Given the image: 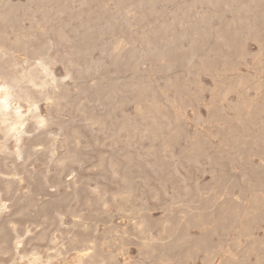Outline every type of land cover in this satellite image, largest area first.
Listing matches in <instances>:
<instances>
[{
  "label": "rangeland",
  "instance_id": "obj_1",
  "mask_svg": "<svg viewBox=\"0 0 264 264\" xmlns=\"http://www.w3.org/2000/svg\"><path fill=\"white\" fill-rule=\"evenodd\" d=\"M6 1L8 5L12 4L11 6L14 8L11 14L12 23L9 22V26H7L8 24L5 26L0 23V27L8 30L9 36L11 35L8 41L10 42L11 39V41H14V34L12 32L19 29L18 27L20 26L21 29L24 27L22 29L23 32L26 31L23 37L25 42L27 41L25 38H28L30 35L26 43L29 44L33 39L36 41V44L34 41L31 42L32 48L35 45H41L42 43L44 45L46 43L42 51L45 54L48 51L46 55L51 60L49 65L50 70L53 69L52 73L57 78L62 77L61 79H64L63 83L67 92L64 93L67 94L69 101H74L73 103L69 101L68 103H55L53 100L50 101L48 99V102L47 98H44L45 95L41 89L31 88L32 91L34 90V93L37 92V95H35L38 99V112L41 115L43 114L42 116H45L44 118L47 120L43 127L31 131L32 134L31 132H29L30 134H26L24 147L28 148L33 143L31 141L32 135H38V141L34 142H41L43 140L44 143H47L45 145L50 147V150L44 149L43 145L39 144V146H36L38 152L23 162L21 159L13 157L12 152L15 150V146L10 139L7 142L8 149L6 154L1 155L0 153V174L8 173L7 177L10 178L14 177L13 171L15 168L18 172V176H15L13 181L15 194L12 190L9 194L2 193L0 195V198L5 201L7 206L5 215L0 219V222L2 221L6 225L9 246H13L12 242L15 240V231L13 229L16 228L24 242V250L30 251L35 248L38 253L40 252V255H44L43 257H45L49 251L45 248V243L37 239L34 240L39 234L37 233L38 231L46 233L49 238L56 235L58 238L55 237L58 242L55 246L61 248L60 245L62 247L69 245L71 235L74 232H78L79 228L74 224L77 222L76 219L79 220L81 218L80 221L86 222V220H89L86 218L90 217V215L91 217H95L97 209L98 211H101V209L103 211L106 208V212L111 215V222L118 224L122 228L128 224L129 209L136 206L142 209L144 218L143 230L141 232L138 226L129 225V238L126 237L124 244L126 248L123 245V247L116 249L117 252L119 251L118 253L122 252L125 256L122 253L121 255L118 254L113 249L118 254V259H121V263L125 261L126 264H143L145 261L144 264H155L152 254L147 253L141 246V239L144 237L147 241L155 242L160 237L164 228L170 230L175 226H180L176 232L173 231L175 234L169 233L168 237L171 236L168 238L170 250H173L178 244L181 245L184 242V238L182 237L188 232L190 236L196 239L206 238L205 240H208L210 244L213 242L215 245L211 244L210 252L199 251L196 252V255L194 253L190 257L184 255L185 252H181L178 257H171L166 264H172V262L173 264H182L184 260L185 263L183 264H221L224 256L229 257V260H231L229 264H262V261L264 264V216L262 218V215H264V0H260V2H258L259 0H216L215 2L214 0H211V2L210 0H177V4L174 0H79V2L78 0H0V7L2 5L6 6L1 7L4 10L8 7ZM81 4L82 7L84 6L83 8ZM142 4L146 5L143 6ZM151 4H155L152 5L155 7L149 9ZM128 5L131 8L133 7V9ZM147 5L149 6L147 7ZM49 6L53 7L49 8ZM15 8H17V11ZM122 10L127 12H121ZM151 10H154L156 14L158 13L157 11L160 13L156 15ZM100 11L104 12L99 14L98 12ZM150 12L151 15L153 14L152 16H150ZM45 13H47L49 18H47ZM60 13H62V17H60ZM112 13L116 16L114 14L111 16L110 14ZM173 13H176L175 16ZM13 14L14 17H12ZM35 15H37V18ZM50 15L51 21H49ZM86 16L87 18H85ZM109 16L111 17L109 18ZM68 17L70 21L67 19ZM145 18L147 19L146 21ZM85 19H89L88 22ZM208 20L209 24H207ZM18 21L22 23H18ZM58 21H62L63 24L68 25L70 27L68 29L74 34V38L80 40L81 44L91 45L90 47L93 48H87L90 52L85 49L81 55H78L71 43L68 42L69 44H67L66 42L65 44V42H61V44L56 35L55 24H58ZM66 21L69 22L66 23ZM165 21L166 24H164ZM79 22L81 24L83 22V26H80ZM145 22L146 24H144ZM15 23L20 25L16 24V29H13L12 26ZM69 23H72V26ZM85 23L86 27H84ZM108 24L112 28L107 27ZM129 24H132V27ZM90 26L92 28L89 32L88 27L90 29ZM171 26H174L173 31H171ZM71 28L74 29L72 30ZM76 28L80 30L78 33L76 32ZM165 28L168 29L165 30ZM182 29L185 31L182 32ZM27 31L29 35L25 36ZM165 31H169V33ZM142 32H145L147 35L145 33L143 35ZM122 34L127 37H124ZM129 34H131L130 38H128ZM149 34L151 37H148ZM46 39L49 43L45 42ZM120 39L122 40L120 54H122L117 58L114 56V47ZM126 39L128 42H126ZM93 41L98 44L96 45ZM7 43L6 45H9L10 48L12 45L11 52L14 51V53H10V59L12 58L18 64V68L22 65L27 66L26 62L24 64V61L27 60L26 58L32 61L31 57L33 54L29 46L31 44H27L26 47L22 48L21 45V47L17 46V44L15 46L14 42H12L13 44ZM93 43L96 45V48ZM147 43L150 45L148 46ZM21 50L26 53L24 52V54ZM123 50H126V52ZM86 51L92 54L86 55ZM161 55L163 56L161 57ZM70 57H72V60ZM125 59L128 61H125ZM101 60H103V65L99 63ZM85 61L87 62L86 65ZM115 62H117V65ZM163 64L164 67L162 68ZM0 65H2L1 61ZM80 65L82 68H80ZM84 69H88L89 72L88 70L84 71ZM6 71H11V69L8 68ZM144 74L149 75L147 76L148 78H146V75L144 77ZM110 75L118 76L120 79L117 77L114 81H109L107 76ZM101 79H104V82ZM117 79L119 82L116 81ZM95 81H97V84ZM110 82L113 83L110 84ZM23 85L29 87L28 84ZM49 88H45L44 92L47 90L52 91V88ZM70 92L71 94H69ZM84 93L90 94V98H84ZM39 95L41 99L38 97ZM69 95H71L70 98ZM79 96L80 98H78ZM242 98L243 100H241ZM18 102L22 104V110L26 111L28 108L26 101L20 98ZM49 106L50 108H48ZM72 106L75 107L73 108ZM78 107L85 108L87 114L97 116L101 121L96 123L89 121V116L78 111ZM127 119L129 120L127 121ZM133 121L134 123H132ZM29 122L30 124L32 123L31 121ZM119 124L120 126H118ZM74 129L78 133L76 139H68L67 137L75 131ZM201 149L202 151H200ZM68 155H74V158L66 159ZM196 155L199 156L197 157ZM63 159L67 162L64 160L65 163ZM69 164L72 167H69ZM99 168L102 170H99ZM249 169L251 170L249 171ZM133 173H136V175ZM131 174L135 178L130 177ZM128 178L129 180H127ZM73 180H77V183L73 182ZM122 180L124 181V185L122 184ZM216 184L219 189L215 187ZM229 184H231V187ZM120 185H122L121 191L118 192ZM102 187L103 189H101ZM127 187H129L128 189H130L132 195L128 202L124 203V211H120L118 210V205L116 206V203L118 204L116 201H120V198L111 197L117 193L123 196V194H126L125 190H127ZM85 190L89 193L87 194ZM114 190L117 193H113ZM72 191L75 193L73 194ZM54 193H56V198L58 199L57 203H50V207L48 206L43 212L41 208L42 201L50 200V196H54ZM206 196H211V198L206 199ZM92 197L95 199H92ZM253 197L254 199L257 197V200L259 199L260 201H254ZM208 199L209 201H207ZM69 200H72L70 201L71 203ZM132 200L134 201L132 202ZM235 201H238V205ZM59 203L60 207H58ZM67 203L69 204L67 205ZM226 203L227 205L225 206ZM257 204H259V207ZM217 205L220 206L218 207ZM234 205H236L235 208ZM92 206L96 210H93ZM216 206L217 208H214ZM245 206L246 208H244ZM23 207L26 210L24 216L19 214V210ZM55 207H57V210H55ZM62 208H64L65 212ZM83 208L84 213L82 212ZM197 208L199 209L196 210ZM213 208L220 215H218L220 218L218 217L219 219L216 220L220 223L210 221L209 217H206L207 221H201L200 214L212 211ZM38 209L41 210L38 211ZM225 209L231 211L229 212ZM40 211L44 214L40 213ZM257 211L260 212L257 213L258 215H262L258 216L256 214ZM71 212L80 217H73ZM166 212L169 215H166ZM172 213L177 216L172 215ZM230 214H232V217ZM51 216L53 217L49 220L48 218ZM187 216L191 220L187 219ZM251 216L256 218L253 219ZM72 217L76 219L73 220ZM53 218H55L54 221ZM196 218L197 221L200 220L198 223L196 222ZM182 221L185 222L183 223ZM188 222H190L189 226L191 225L189 228ZM205 222L207 223L205 224ZM222 223L229 225L223 226ZM233 223L234 226L232 227ZM247 223H249V233L251 234L239 233L241 230L240 226L243 228L244 224ZM48 224L51 227H48L50 226ZM218 225L223 226V229L219 228ZM182 226L185 227L183 228ZM214 226L218 228L214 229ZM96 227L97 231H99L97 234H99L103 231V222H96ZM19 228L22 230H19ZM65 228H67V231L64 230ZM180 228L183 230H180ZM215 230L219 231L215 232ZM25 231H27V234ZM181 231L182 233H180ZM177 235L179 239H182L179 240ZM254 240L256 241L254 242ZM60 241L61 244L59 243ZM38 248L40 251H38ZM105 249L108 248L105 247ZM261 249L262 254H259ZM214 252L217 253L214 254ZM71 253L72 251H70ZM182 253L185 257H183ZM204 255L210 256L209 262L203 260ZM257 255H259V258L261 256L263 258L261 257L262 259L257 260ZM12 263V257L9 254L0 264Z\"/></svg>",
  "mask_w": 264,
  "mask_h": 264
},
{
  "label": "bare ground",
  "instance_id": "obj_2",
  "mask_svg": "<svg viewBox=\"0 0 264 264\" xmlns=\"http://www.w3.org/2000/svg\"><path fill=\"white\" fill-rule=\"evenodd\" d=\"M11 1V0H10ZM53 1V0H52ZM55 1V0H54ZM86 1V0H85ZM174 1H176V4H177V0H174ZM208 1V0H207ZM216 0H214V2H215ZM219 1V0H218ZM217 1V2H218ZM258 1V0H257ZM7 2V1H6ZM29 2V1H28ZM32 2V1H31ZM65 2V1H64ZM71 2V1H70ZM69 2V3H70ZM73 2H75V1H73ZM78 2H79V0H78ZM82 2V1H81ZM89 2V1H88ZM120 2V1H119ZM144 2V1H143ZM143 2H141V3H143ZM148 2V1H147ZM162 2H164V1H162ZM173 2V1H172ZM210 2H211V0H210ZM258 2H260V0L258 1ZM11 3V2H10ZM66 3H68V2H66ZM155 3V2H154ZM174 3V2H173ZM219 3V2H218ZM39 4H41V3H39ZM49 4V3H48ZM50 4H51V2H50ZM83 4V3H82ZM82 4H81V7H82ZM85 4V3H84ZM87 4V3H86ZM85 4V5H86ZM115 4V3H114ZM131 4V3H130ZM129 4V5H130ZM139 4H140V2H139ZM149 4V3H148ZM216 4V3H215ZM7 5H8V2H7ZM12 4H10V5H8V7H7V9L6 10H4L3 8H1V11H0V23L1 24H3V25H7V26H9V22H11L12 23V21H11V14H12V10H14V8L11 6ZM35 5V4H34ZM42 5V4H41ZM47 5V4H46ZM54 5V4H53ZM57 5V4H56ZM80 5V4H79ZM88 5V4H87ZM118 5V4H117ZM120 5V4H119ZM128 5V6H129ZM141 5V4H140ZM143 5V4H142ZM146 5V4H145ZM145 5H143V6H145ZM152 5H155V4H151V8L149 7V9H152V7L154 8L155 6H152ZM58 6V5H57ZM67 6V5H66ZM70 6V5H69ZM122 6V5H121ZM130 6H132V5H130ZM129 6V7H130ZM149 5H147V7H148ZM173 6V5H172ZM176 6V5H175ZM3 7H6L5 5L3 6ZM51 7H53V6H51ZM50 6H49V8H51ZM62 7H64V6H62ZM61 7V8H62ZM80 7V6H79ZM84 7V6H83ZM82 7V8H83ZM87 7V6H86ZM115 7V6H114ZM135 7H137V6H135ZM37 8V7H36ZM35 8V9H36ZM54 8H55V5H54ZM118 8V7H117ZM123 8V7H122ZM131 8V7H130ZM140 8V7H139ZM138 8V9H139ZM143 8V7H142ZM145 8V7H144ZM2 9H3V11H2ZM17 8H15V10H16ZM57 9V8H56ZM76 9H78V8H76ZM80 9V8H79ZM87 9V8H86ZM129 9V8H128ZM131 9H133V7L131 8ZM25 10V9H24ZM37 10V9H36ZM52 10V9H51ZM124 10H126V9H124ZM124 10H122L121 12H123ZM161 10V9H160ZM17 11V10H16ZM49 11V10H48ZM81 11H83V10H81ZM87 11V10H86ZM86 11H84V12H86ZM89 11V10H88ZM105 11V10H104ZM104 11H102V12H104ZM111 11H113V10H111ZM142 11H143V9H142ZM150 11V10H149ZM148 11V12H149ZM209 11V10H208ZM52 12V11H51ZM54 12V11H53ZM75 12V11H74ZM101 11L100 12H98L99 14H101L102 13ZM125 13L127 12V11H124ZM129 12V11H128ZM141 12V11H140ZM151 12H154L155 14H156V12L154 11V10H151ZM151 12H150V16H152L151 15ZM158 13H160L159 11H157ZM14 13V12H13ZM50 13V12H49ZM48 13V14H49ZM80 13V12H79ZM144 13V12H143ZM157 13V14H158ZM16 14H17V12H16ZM41 14V13H40ZM59 14V13H58ZM84 14V13H83ZM89 14V13H88ZM88 14H86V15H88ZM98 14V15H99ZM104 14V13H103ZM113 14L114 13H112V14H110L111 16H113ZM124 14V13H123ZM156 14V15H157ZM175 14L176 13H173V15L175 16ZM45 15L47 16V13H45ZM62 15V13H60V17H62L61 16ZM115 15V14H114ZM133 15V14H132ZM144 15V14H143ZM15 16H17V15H15ZM65 16V15H64ZM69 16V15H68ZM93 16V15H92ZM96 16V15H95ZM108 16V15H107ZM111 16H109V18L111 17ZM116 16V15H115ZM114 16V17H115ZM159 16V15H158ZM12 17H14V14H13V16ZM35 17L37 18V15H35ZM56 17H57V15H56ZM88 17H89V15H88ZM101 17H103V16H101ZM137 17H138V15H137ZM136 17V18H137ZM145 17V16H144ZM171 17H173V16H171ZM47 18H49L48 16H47ZM55 18V17H54ZM77 18V17H76ZM81 18V17H80ZM84 18V17H83ZM82 18V19H83ZM85 18H87V16L85 17ZM96 18V17H95ZM99 18V17H98ZM152 18V17H151ZM165 18V17H164ZM167 18V17H166ZM207 18V17H206ZM62 19V18H61ZM68 20L70 19L69 17L67 18ZM72 19V18H71ZM75 19V18H74ZM107 19V18H106ZM112 19V18H111ZM123 19H124V17H123ZM139 19V18H138ZM138 19H136V20H138ZM149 19V18H148ZM171 19V18H170ZM13 20H15V19H13ZM16 20H19V19H16ZM46 20V19H45ZM65 20V19H64ZM79 20V19H78ZM84 20V19H83ZM86 20V22H88V20L87 19H85ZM99 20V19H98ZM108 20V19H107ZM114 20V19H113ZM112 20V21H113ZM115 20H116V18H115ZM115 20H114V23H115ZM117 20H119V19H117ZM125 21H126V19H124ZM147 19L145 18V21H146ZM164 20H166V19H164ZM174 20H175V18H174ZM179 20V19H178ZM178 20H176V21H178ZM34 21H36V20H34ZM49 21H51V15H50V20ZM70 21V20H69ZM69 21H66V23H68ZM91 21V20H90ZM133 21H134V19H133ZM133 21H132V23H133ZM162 21V20H161ZM160 21V22H161ZM206 22H207V20H205ZM19 22H21V21H18V23ZM32 23H34L33 21H31ZM30 22V23H31ZM74 22H76V21H74ZM84 22V21H83ZM83 22H82V24L79 22V24H81L80 26H83ZM96 22H97V20H96ZM100 22V21H99ZM122 22V21H121ZM120 22V23H121ZM156 22H157V20H156ZM172 22H173V20H172ZM205 22V23H206ZM18 23H15V24H13L14 26H12L13 27V29L15 28V25L16 24H18ZM22 23V22H21ZM56 23V22H55ZM90 23V22H89ZM88 23V24H89ZM127 23V22H126ZM129 23H131L130 21H129ZM141 23V22H140ZM142 23H143V20H142ZM141 23V24H142ZM163 23V22H162ZM1 24H0V26H1ZM46 24V23H45ZM72 24V23H71ZM70 23H69V25H71ZM76 24V23H75ZM88 24H87V26H88ZM116 24V23H115ZM144 24H146V22L144 23ZM147 24H149L148 22H147ZM155 24V23H154ZM153 24V25H154ZM161 24V23H160ZM164 24H166V21L164 22ZM204 24V23H203ZM207 24H209V20H208V23ZM18 25H20V24H18ZM22 25V24H21ZM56 25V35H57V37H58V41L61 43V42H65V44H66V42H67V44H69V43H71L72 45H73V48H74V50L78 53V55H81L82 54V52L85 50V49H87L88 47L89 48H93V47H90L89 45H87V44H81L79 41L80 40H78L77 38L75 39L74 38V34L73 33H71V31L69 30L70 29V27L68 26V25H66L65 23L63 24L62 23V21L61 22H59L58 21V24L56 23L55 24ZM132 25V24H131ZM130 24H129V26H131ZM152 25V26H153ZM156 25L157 26H159V24L158 23H156ZM161 25H163V24H161ZM160 25V26H161ZM32 26H33V24H32ZM72 26V25H71ZM79 26V27H80ZM167 26H168V24H167ZM166 26V27H167ZM175 26V25H174ZM173 26V27H174ZM16 27H18V26H16ZM68 27H69V29H68ZM74 27V26H73ZM76 27V26H75ZM84 27H86V23H85V26ZM106 27V26H105ZM107 27H110V28H112L111 26H109V24H108V26ZM132 27V26H131ZM130 27V28H131ZM148 27V26H147ZM150 27V26H149ZM173 27L171 26V28H172V30L171 31H173ZM19 29H17V30H14L13 32H12V34H14V41H11L10 40V42L8 41V39L10 38V36H9V31L8 30H6V29H4L3 27L1 28L0 27V61L2 62V65H0V78H1V82H0V153H1V155H4V154H6V152H7V149H8V144H7V142L11 139L12 141H13V145L15 146V150H13V152H12V154H13V157H15V159H21L23 162L25 161V160H27V159H29L32 155H34V154H36L37 152H38V150L36 149V146L38 145L39 146V144H41V145H43V147H44V149H46V150H50V147H47L46 145H47V143H44L43 142V140H41V142H34V141H38V139H39V136L38 135H35V136H33L32 135V138H31V141H33V143L32 144H30L29 145V147L27 148V147H24V142H25V140H26V134L27 133H29V132H31V131H33V130H36V129H38V128H40V127H43L45 124H46V120L47 119H45L39 112H38V99H37V97H36V93H34L33 91H32V89L31 88H39V89H41V91L44 93V98L46 97L47 98V100L48 99H50V101H54L55 103H61V102H65V103H68V96H67V94H65L64 92H66L65 90H66V87H65V84L63 83V81H64V79H61V78H57L53 73H52V70H50V67H49V65H50V58L46 55V54H48V51L46 52V54L42 51L43 50V47H44V45L46 44H44L43 45V43L40 45H35V46H33V48L31 47L32 46V44H31V42H33L34 41V39H33V41H29L30 43L29 44H31V45H29L28 43H26V42H28V38H29V32L27 31V33L25 34V36H27V34L29 35L28 36V38H25V39H27V41L25 42V40L23 39V37H24V33L26 32V31H24L23 32V28L21 29V27L19 26L18 27ZM41 28V27H40ZM91 26H90V29H89V27H88V31L89 30H91ZM140 28V27H139ZM185 28V27H184ZM209 28V27H208ZM207 28V29H208ZM16 29V28H15ZM72 29V28H71ZM74 29V28H73ZM72 29V30H73ZM128 29V28H127ZM150 29H151V27H150ZM168 29V28H167ZM166 28H165V30H167ZM176 29V28H175ZM174 29V30H175ZM77 30V31H76ZM76 32L78 33V31H80V30H78V28H76ZM86 30H87V28H86ZM94 30H95V28H94ZM94 30H93V33H94ZM96 30H97V28H96ZM152 30V29H151ZM183 30V29H182ZM32 31V30H31ZM34 31V30H33ZM98 31V30H97ZM100 31V30H99ZM185 30H183L182 32H184ZM223 31V30H222ZM35 32L37 33V31L35 30ZM90 32V31H89ZM149 32V31H148ZM166 32V31H165ZM214 32V31H213ZM31 33V32H30ZM33 33V32H32ZM35 33V34H36ZM76 33V34H77ZM93 33H92V36H93ZM104 33V32H103ZM115 33V32H114ZM130 33V32H129ZM143 33V35H144V33L145 32H142ZM166 33H169V31L168 32H166ZM173 33V32H172ZM175 33H177V32H175ZM85 34V33H84ZM146 34V33H145ZM34 35V34H33ZM86 35V34H85ZM98 35V34H97ZM96 35V36H97ZM123 35V34H122ZM130 36L128 37V38H130L131 37V34H129ZM142 35V34H141ZM147 35V34H146ZM171 35V34H170ZM213 35V34H212ZM79 36H80V34H79ZM124 36V35H123ZM126 36V35H125ZM124 36V37H125ZM167 36V35H166ZM165 36V37H166ZM172 36H173V34H172ZM31 37H33L32 35H31ZM35 37H37V36H35ZM127 37V36H126ZM140 37V36H139ZM148 37H151L150 36V34H149V36ZM154 37V36H153ZM164 37V38H165ZM174 37V36H173ZM121 38H122V36H121ZM145 38V37H144ZM94 39H95V37H94ZM172 39H174V38H172ZM24 40V41H23ZM32 40V39H31ZM35 40H37V39H35ZM41 40V39H40ZM39 40V41H40ZM43 40H45V39H43ZM93 40V39H92ZM96 40V39H95ZM98 40V39H97ZM142 40V39H141ZM148 40V39H147ZM7 41H8V43H12V42H14L15 43V46H16V44H17V46L19 45V47H21L22 46V48L23 47H26V45L28 44L30 47H31V49H32V54H33V56L31 57L32 58V61H30V59L29 58H26L27 60L26 61H24V64H25V62H26V65L27 66H20V68H18V64L17 63H15L13 60H12V58L10 59V53H14V51L13 52H11V48H12V45H11V48H10V46L9 45H6V43H7ZM36 41H34V43H35ZM45 42H48V40L46 39V41ZM51 42V41H50ZM69 42V43H68ZM83 42V41H82ZM94 42V41H93ZM126 42H128L127 41V39H126ZM144 42V41H143ZM7 43V44H8ZM49 43V42H48ZM86 43H88V42H86ZM90 43V42H89ZM96 45L98 44V43H96V42H94ZM94 43H93V45H94ZM174 43V42H173ZM13 44V43H12ZM36 44V43H35ZM51 44V43H50ZM62 44V43H61ZM91 44V43H90ZM121 44H122V40L120 39L119 41H118V43L115 45V47H114V56H116L117 58L119 57V55L121 56V54H120V52H121ZM135 44V43H134ZM146 44V43H145ZM148 44V43H147ZM21 45V46H20ZM49 45V44H48ZM55 45V44H54ZM96 45H94L95 46V48H96ZM150 44H148V46H149ZM9 46V47H8ZM123 46V45H122ZM126 46V45H125ZM133 46V45H132ZM51 47V46H50ZM49 47V48H50ZM127 47V46H126ZM111 48V47H110ZM123 48H124V46H123ZM14 49H16L15 47H14ZM31 49H30V51H31ZM68 49V48H67ZM150 49V48H149ZM19 50V49H18ZM29 50V49H28ZM88 50V52H90L89 51V49H87ZM91 50V49H90ZM103 50V49H102ZM111 50V49H110ZM109 50V51H110ZM128 50V49H127ZM151 50V49H150ZM16 51V50H15ZM22 51V50H21ZM92 51V50H91ZM124 51V50H123ZM145 51V50H144ZM23 52V51H22ZM25 52V51H24ZM23 52V53H24ZM124 52H126V50L124 51ZM155 52V51H154ZM160 52V51H159ZM218 52V51H217ZM26 53V52H25ZM24 53V54H25ZM28 53H29V51H28ZM31 53V52H30ZM86 53V55L87 54H89V53H87V51L85 52ZM130 53V52H129ZM128 53V54H129ZM143 53H145V52H143ZM157 53V52H156ZM92 54V53H91ZM91 54H89V55H91ZM110 54V53H109ZM124 54V53H123ZM51 55V54H50ZM66 55V54H65ZM69 55V54H68ZM133 55V54H132ZM145 55V54H144ZM151 55V54H150ZM153 55H155V54H153ZM28 56V55H27ZM56 56V55H55ZM104 56V55H103ZM109 56V55H108ZM163 55H161V57H162ZM165 56V55H164ZM241 56V55H240ZM25 57H26V55H25ZM52 57V56H51ZM57 57V56H56ZM122 57H123V55H122ZM133 57H134V55H133ZM149 57V56H148ZM160 57V58H161ZM238 57V56H237ZM13 58H15V57H13ZM71 58V60H72V57H70ZM82 58V57H81ZM159 58V59H160ZM95 59V58H94ZM113 59V58H112ZM116 59V58H115ZM122 59V58H121ZM166 59H167V57H166ZM14 60H18V59H14ZM56 60V59H55ZM88 60V59H87ZM114 60V59H113ZM117 60V59H116ZM127 59H125V61H126ZM169 60V59H168ZM172 60V59H171ZM66 61H68V60H66ZM79 61V60H78ZM77 61V62H78ZM98 61V60H97ZM102 61L103 60H101V62H99V63H101L102 64ZM128 61V60H127ZM158 62H159V60H157ZM21 62V61H20ZM57 62V61H56ZM63 62V61H62ZM76 62V63H77ZM22 63V62H21ZM55 63V62H54ZM79 63V62H78ZM86 61H85V65H86ZM114 63V62H113ZM117 62H115V64H116ZM133 63V62H132ZM154 63V62H153ZM29 64V65H28ZM63 64H64V62H63ZM68 64V63H67ZM73 64H75V63H73ZM105 64V63H104ZM159 64H161V63H159ZM176 64V63H175ZM174 64V65H175ZM66 65V64H65ZM93 65V64H92ZM94 65H97V64H94ZM103 65V64H102ZM112 65V64H111ZM117 65V64H116ZM134 65V64H133ZM132 65V66H133ZM81 66V65H80ZM107 66V65H106ZM113 66H114V64H113ZM177 66V65H176ZM197 66V65H196ZM63 67H64V65H63ZM87 67H89V66H87ZM104 67V66H103ZM134 67V66H133ZM158 67H160V66H158ZM164 67V64L162 65V68ZM8 68L9 69H11V71H6V70H8ZM80 68H82V66L80 67ZM83 68H84V66H83ZM95 68V67H94ZM98 68V67H97ZM136 68V67H135ZM66 69V68H65ZM89 69V68H88ZM87 69V70H88ZM93 69V68H92ZM98 69H100V68H98ZM102 70H103V68H101ZM116 69V68H115ZM137 69V68H136ZM174 69H176V68H174ZM179 70H180V68H178ZM81 70V69H80ZM86 69H84V71H87ZM117 70H118V68H117ZM116 70V71H117ZM131 70V69H130ZM135 70V69H134ZM194 70V69H193ZM83 71V72H84ZM105 71V70H104ZM103 71V72H104ZM108 71V70H107ZM137 71V70H136ZM208 71H210V70H208ZM66 72H67V70H66ZM88 72H89V70H88ZM88 72H87V74H88ZM99 72H100V70H99ZM105 73V72H104ZM107 73V72H106ZM113 73V72H112ZM71 74V73H70ZM83 74H85V73H83ZM91 74H93V73H91ZM90 74V75H91ZM109 74H110V72H109ZM133 74V73H132ZM89 75V76H90ZM103 75V74H102ZM113 75V74H112ZM145 75H146V78H148L147 76H149V75H147V74H144V77H145ZM106 76V75H105ZM127 76V75H126ZM239 76V75H238ZM241 76H242V74H241ZM118 76H107V79L109 80V81H114L115 80V78H117ZM128 77V76H127ZM247 77V76H246ZM65 78V77H64ZM119 78V77H118ZM141 78V77H140ZM261 78V77H260ZM259 78V79H260ZM72 79H73V77H72ZM120 79V78H119ZM131 79V78H130ZM145 79V78H144ZM248 79V78H247ZM250 79V78H249ZM77 80H79L78 78H77ZM102 80V79H101ZM104 80V79H103ZM102 80V81H103ZM107 80V81H108ZM240 80V79H239ZM251 80V79H250ZM116 81H118L119 82V80L117 79ZM134 82H135V80H133ZM264 81V80H263ZM97 81H95V83H96ZM104 82V81H103ZM100 83H102V82H100ZM111 83H113V82H110V84ZM116 83V82H115ZM115 83H114V85H115ZM133 83V82H132ZM217 83V82H216ZM258 84H259V82H257ZM23 84H28L29 85V87L28 86H24ZM97 84V83H96ZM99 84V83H98ZM109 84V86H111ZM137 84V83H136ZM139 84V83H138ZM143 84V83H142ZM76 85H77V83H76ZM141 85V84H140ZM31 86V87H30ZM102 86H104V84H102ZM262 87H263V85H261ZM48 87H50V88H52V91H49V90H47V91H45L44 92V90H45V88H48ZM68 87V86H67ZM114 87H116V86H114ZM256 87V86H255ZM49 88V89H50ZM112 88V87H111ZM110 88V89H111ZM38 89V90H39ZM109 89V90H110ZM94 90V89H93ZM104 90V89H103ZM108 90V91H109ZM114 90V89H113ZM218 90V89H217ZM36 91V90H35ZM115 91V90H114ZM141 91V90H140ZM259 91V90H258ZM69 92V91H68ZM106 92V91H105ZM40 93V92H39ZM38 93V94H39ZM67 93V92H66ZM113 93V92H112ZM142 93H143V91H142ZM36 94V95H35ZM41 94V93H40ZM69 94H71V92L69 93ZM97 94V93H96ZM95 94V95H96ZM109 94V93H108ZM82 95H83V93H82ZM81 95V96H82ZM94 95V94H93ZM98 95V94H97ZM100 95H101V93H100ZM70 96L71 95H69V98H70ZM90 96V94L88 95L87 93H84V98H87V97H89ZM38 97H40V95L38 96ZM20 98H22L24 101H26V103H27V106H28V108H27V110L26 111H23L22 110V104H20L19 102H18V99H20ZM78 98H80V96L78 97ZM90 98V97H89ZM40 99H41V97H40ZM83 99V98H82ZM247 99V98H246ZM46 100V101H47ZM80 100V99H79ZM87 100V99H86ZM86 100H85V102H86ZM147 100H148V98H147ZM241 100H243V98L241 99ZM20 101V100H19ZM40 101V100H39ZM48 102H49V100H48ZM69 102H72V100L71 101H69ZM74 102V101H73ZM72 102V103H73ZM81 102V101H80ZM80 104V103H79ZM124 104V103H123ZM49 105V104H48ZM60 105V104H59ZM66 105V104H65ZM76 105V104H75ZM119 105V104H118ZM55 106V105H54ZM61 106V105H60ZM59 106V107H60ZM123 106V105H122ZM121 106V107H122ZM145 106V105H144ZM57 107V106H56ZM62 107V106H61ZM66 107H68V106H66ZM71 107V106H70ZM73 107V106H72ZM75 107V106H74ZM73 107V108H74ZM25 108V107H24ZM48 108H50V106L48 107ZM87 108V107H86ZM116 108V107H115ZM114 109V108H113ZM119 109H121V108H119ZM25 110V109H24ZM77 110L78 111H81L82 113H84V114H86L87 116H89V118H90V120L89 121H93V122H100L101 121V119L99 118V117H97V116H91V115H89V114H87V111L85 110V108H83V107H78L77 108ZM115 110H117V109H115ZM114 111V110H113ZM155 113V112H154ZM161 113H162V111H161ZM93 114V113H92ZM166 114V113H165ZM159 115V114H158ZM50 116V115H49ZM48 116V117H49ZM163 116H164V114H163ZM46 118H47V116H46ZM133 118V117H132ZM49 119V118H48ZM50 120V119H49ZM48 120V121H49ZM129 119H127V121H128ZM29 121H31L32 123L30 124V122ZM51 122V121H50ZM92 122V123H93ZM160 122V121H159ZM132 123H134V121L132 122ZM50 124V123H49ZM123 124V123H122ZM128 125V124H127ZM163 125V124H162ZM118 126H120V124L118 125ZM147 127V126H146ZM145 127V129L147 130V128ZM153 127V126H152ZM47 128V127H46ZM119 128V127H118ZM176 128V127H175ZM42 129H45V128H42ZM78 129V128H77ZM121 129V128H120ZM157 129H159V128H157ZM46 130V129H45ZM49 130V129H48ZM75 131H73L72 133H71V135L69 136V137H67L68 139H76V137H77V131H76V129H74ZM124 130V129H123ZM145 130V131H146ZM162 130H165V129H162ZM149 131V130H148ZM161 131V130H160ZM225 131V130H224ZM169 132H171V131H169ZM229 132V131H228ZM36 133V132H35ZM54 133V132H53ZM81 133V132H80ZM128 133V132H127ZM161 133V132H160ZM30 134V133H29ZM31 134H32V132H31ZM38 134V133H37ZM153 134V133H152ZM44 135V134H43ZM47 135V134H46ZM156 135V134H155ZM157 135H158V133H157ZM162 135V134H161ZM254 136V135H253ZM158 137V136H157ZM156 137V138H157ZM166 137V136H165ZM251 137V136H250ZM66 138V139H67ZM154 138V137H153ZM155 138V139H156ZM162 138V137H161ZM258 138V137H257ZM239 139V138H238ZM157 140V139H156ZM155 140V141H156ZM158 140H159V138H158ZM241 140V139H240ZM239 140V141H240ZM50 142V141H49ZM73 142H74V140H73ZM246 142H247V140H246ZM245 142V143H246ZM156 143V142H155ZM264 143V142H263ZM46 144V145H45ZM72 144V143H71ZM160 144H162V143H160ZM247 144V143H246ZM257 145V144H256ZM51 146V145H50ZM154 146V145H153ZM165 146V145H164ZM224 147V146H223ZM70 148V147H69ZM76 148V147H75ZM153 148V147H152ZM242 148V147H241ZM221 149V148H220ZM11 150V149H10ZM70 150V149H69ZM79 150V149H78ZM149 150H151V149H149ZM197 150V149H196ZM224 150V149H223ZM74 151H75V149H74ZM200 151H202V149L200 150ZM250 151V150H249ZM197 152H198V150H197ZM203 152H204V150H203ZM228 152V151H227ZM43 153V152H42ZM72 153V152H71ZM74 153V152H73ZM155 153H156V151H155ZM55 154H56V152H55ZM100 154H102V153H100ZM196 154V153H195ZM65 155V154H64ZM156 156H157V154H155ZM182 155V154H181ZM201 155V154H200ZM262 155V154H261ZM40 156V155H39ZM129 156V155H128ZM185 156V155H184ZM197 156V155H196ZM199 156V155H198ZM197 156V157H198ZM74 158V155H68V156H66V159H73ZM113 158H115V157H113ZM194 158H196V157H194ZM36 159V158H35ZM81 159V158H80ZM244 159V158H243ZM246 159V158H245ZM65 159H63V161H64ZM118 160V159H117ZM125 160V159H124ZM7 161V160H6ZM63 161H62V163H63ZM66 161V160H65ZM64 161V162H65ZM73 161H75V160H73ZM217 161V160H216ZM245 161V160H244ZM247 161V160H246ZM61 162V161H60ZM67 162V161H66ZM65 162V163H66ZM117 162V161H116ZM132 162V161H131ZM215 162V161H214ZM7 163H8V161H7ZM61 163V164H62ZM218 163V162H217ZM3 164V163H2ZM12 164H14V163H12ZM20 164V163H19ZM22 164H25V163H22ZM60 164V165H61ZM68 164V163H67ZM15 165V164H14ZM28 165V164H27ZM64 165V164H63ZM70 165V164H69ZM72 165H74V164H72ZM129 165V164H128ZM5 166V165H4ZM7 166V165H6ZM13 166V165H12ZM17 166V165H16ZM23 166V165H22ZM66 166V165H65ZM14 167V166H13ZM68 167V166H67ZM69 167H72L71 165L69 166ZM213 168H215V167H213ZM218 168V167H217ZM63 169H64V167H63ZM99 170H102L101 168H99ZM251 169H249V171H250ZM22 172V171H21ZM108 172V171H107ZM142 172V171H141ZM140 172V173H141ZM144 172V171H143ZM218 173H220L219 171H217ZM13 173H14V177H10V178H8L7 177V174L6 173H1L0 174V195L2 194V193H4V194H9V193H11L12 192V190L14 191V189H13V181H14V179H15V176H18V172H17V169L15 168L14 169V171H13ZM28 173V172H27ZM36 173H38L37 171H36ZM45 173V172H44ZM248 173H250V172H248ZM75 174V173H74ZM102 174V173H101ZM133 174H135L136 175V173H133ZM143 174V173H142ZM251 174H253V172H251ZM103 175V174H102ZM215 175V174H214ZM213 175V176H214ZM224 175H225V173H224ZM38 176V175H37ZM36 176V177H37ZM132 176V174L130 175V177ZM212 176V175H211ZM226 176H227V174H226ZM230 176V175H229ZM129 177V178H130ZM217 177V176H216ZM38 178V177H37ZM129 178L127 179V180H129ZM132 178H135L134 176H132ZM162 178H164V177H162ZM214 179H215V177H213ZM218 178V177H217ZM256 178V177H255ZM33 179V178H32ZM143 179V178H142ZM167 179V178H166ZM227 179H228V177H227ZM19 180H20V178H19ZM57 180V179H56ZM60 180H61V178H60ZM124 180V179H123ZM122 180V184H123V181ZM218 180V179H217ZM249 180V179H248ZM256 181H257V178L255 179ZM138 181V180H137ZM140 181V180H139ZM223 181V180H222ZM224 181H225V179H224ZM254 181V180H253ZM55 182V181H54ZM64 182V181H63ZM71 182V181H70ZM73 182H76L77 183V180H73ZM142 182V181H141ZM162 182V181H161ZM165 182V181H164ZM219 182V181H218ZM227 182V181H226ZM53 183V182H52ZM60 183V182H59ZM138 183V182H137ZM217 183V182H216ZM255 183V182H254ZM58 184V183H57ZM69 184V183H68ZM218 184V183H217ZM216 184V188L218 187V185ZM223 184V183H222ZM257 184H259V183H257ZM262 184V183H261ZM63 185V184H62ZM72 185V184H71ZM124 185V184H123ZM146 185V184H145ZM224 185V184H223ZM222 185V186H223ZM231 184H229V186H230ZM49 186H50V184H49ZM64 186V185H63ZM73 186V185H72ZM96 186V185H95ZM129 186V185H128ZM139 186V185H138ZM220 186H221V184H220ZM225 186H227V185H225ZM16 187V186H15ZM36 187V186H35ZM43 187V186H42ZM55 187V186H54ZM59 187V186H58ZM70 187V186H69ZM121 187H122V185H120V190L118 191V189H116L118 192H120L121 191ZM176 187V186H175ZM215 187H214V189H215ZM231 187V186H230ZM261 187V186H260ZM37 188V187H36ZM73 188V187H72ZM71 188V189H72ZM82 188V187H81ZM96 188V187H95ZM129 187H127V190H125L126 191V194H123V196H121V195H119L115 190L113 191V193H117V194H115L114 196H112L111 198H116V197H119L120 198V201H116V202H118V204L116 203V206L118 205V210H120V211H124V208H123V206H124V203H126V202H128V200H129V198H130V196L132 195L131 194V191H130V189H128ZM180 188V187H179ZM206 188V187H205ZM254 188V187H253ZM256 188V187H255ZM258 188V187H257ZM77 189V188H76ZM98 189V188H97ZM101 189H103V187L101 188ZM123 189V188H122ZM217 189H219V188H217ZM216 189V190H217ZM18 190V189H17ZM37 190H39L38 188H37ZM79 190V189H78ZM100 190V189H99ZM189 190V189H188ZM200 190V189H199ZM202 190V189H201ZM222 190H224V189H222ZM258 190V189H257ZM256 190V191H257ZM74 191H75V189H74ZM86 191V190H85ZM102 191V190H101ZM110 191H112V190H110ZM244 191V190H243ZM249 191V190H248ZM252 191V190H251ZM70 192V191H69ZM68 192V193H69ZM73 192V191H72ZM80 192H81V190H80ZM222 192V191H221ZM221 192H220V194H221ZM253 192H255V190H253ZM16 193H17V191H16ZM47 193V192H46ZM75 192H73V194H74ZM79 193V192H78ZM86 193L88 194L89 192H87L86 191ZM136 193V192H135ZM207 193H209V192H207ZM14 194H15V191H14ZM47 194H49V193H47ZM62 194V193H61ZM60 194V195H61ZM71 194V193H70ZM80 195H81V193H79ZM86 194V195H87ZM179 194V193H178ZM212 194V193H211ZM216 194V193H215ZM225 194V193H224ZM240 194V193H239ZM250 194V193H249ZM52 195H53V193H52ZM78 195V194H77ZM95 195V194H94ZM93 195V196H94ZM12 196V195H11ZM58 196H59V194H58ZM74 196V195H73ZM79 196V195H78ZM107 196H109V195H107ZM184 196V195H183ZM219 196V195H218ZM254 196V195H253ZM257 196V195H256ZM51 197V199L50 200H48V201H42V207H41V204H40V207L42 208V210H43V212L46 210V208H48V206L50 205V203H52V202H55V203H57V201H58V199L56 198V193H54V196H50ZM49 197V198H50ZM94 197H96V196H94ZM100 197V196H99ZM136 197V196H135ZM217 197V196H216ZM221 197V196H220ZM258 197H259V195H258ZM106 198H108V197H106ZM205 198V197H204ZM207 198H211V196L209 197H207L206 196V199ZM214 198H215V195H214ZM229 198V197H228ZM69 199H70V197H69ZM80 199H81V197H80ZM83 199H84V197H83ZM92 199H95V198H93L92 197ZM179 199H180V197H179ZM236 199V198H235ZM45 200V199H44ZM75 200V199H74ZM202 200H204V199H202ZM211 200V199H210ZM216 200V199H215ZM253 200L254 201H258L257 200V197H255V199H254V197H253ZM70 201H72V200H69V202ZM78 201V200H77ZM81 201V200H80ZM134 200H132V202H133ZM207 201H209V199L207 200ZM230 201V200H229ZM260 201V200H259ZM89 202V201H88ZM174 202V201H173ZM206 202V201H205ZM204 202V203H205ZM232 202V201H231ZM238 202V201H237ZM237 202L235 201V203L237 204ZM31 203V202H30ZM66 203V202H65ZM71 203V202H70ZM80 203V202H79ZM84 203V202H83ZM87 203V202H86ZM107 203V202H106ZM209 203V202H208ZM219 203H221V202H219ZM225 203V202H224ZM233 203V202H232ZM232 203H230L231 205H232ZM69 203H67V205H68ZM96 204V203H95ZM105 204V203H104ZM111 204H113L112 202H111ZM110 204V205H111ZM206 204V203H205ZM215 204V203H214ZM250 204V203H249ZM256 204V203H255ZM65 205V204H64ZM87 205V204H86ZM93 205V204H92ZM96 205H99V204H96ZM135 205H136V202H135ZM139 205V204H138ZM137 205V206H138ZM180 205V204H179ZM208 205V204H207ZM227 205V203L225 204V206ZM238 205V204H237ZM241 205V204H240ZM261 205V204H260ZM53 206V205H52ZM52 206H51V208H52ZM61 206L63 207V204L61 203ZM70 206V205H69ZM164 206V205H163ZM213 206V205H212ZM218 206V205H217ZM217 206L216 207H214V208H217ZM220 206V205H219ZM218 206V207H219ZM235 206L236 205H234V208H235ZM257 206L259 207V204H257ZM50 207V206H49ZM58 207H60V203H59V206ZM67 207V206H66ZM88 207V206H87ZM93 207V206H92ZM126 207V206H125ZM203 207H205V206H203ZM202 207V208H203ZM229 207V206H228ZM248 207V206H247ZM50 208V209H51ZM57 207H55V210H57L56 209ZM65 208V207H64ZM64 208H62V210H64ZM94 208V207H93ZM104 208V207H103ZM161 208V207H160ZM190 208V207H189ZM195 208V207H194ZM206 208V207H205ZM213 208V210L212 211H209V212H207V213H204V214H200L201 215V221H207L206 219V217H209L210 219V221H216V220H218L220 217V215L219 214H217V212H215L214 209ZM244 208H246V206L244 207ZM243 208V209H244ZM7 209V206H6V204H5V201H3L1 198H0V219H2L3 218V216L5 215V210ZM74 209H75V207H74ZM106 209V208H105ZM103 210L102 211V209H101V211H98V209L96 210L95 208L93 209V210H96V215H95V217H91V215H90V217H88V218H86V219H89V220H86V222L85 221H80L81 220V218H79V220L78 219H76V218H73V217H80L79 215H77V214H75V213H72L71 212V214H72V218H73V220L74 219H76L77 220V222H75L74 224H75V226H77L78 228H79V230H78V232H74L72 235H71V237H70V244L69 245H67V246H63L62 247V245H60L61 246V248L60 247H56L55 245H57V238L54 236V234H53V236L54 237H51L50 236V238H49V236H47L46 235V233H40L39 231L37 232V233H39L37 236H36V238L34 239V238H32V239H34V240H38V241H41V242H44L45 244V248L47 249V250H49L48 252H47V255L45 256V257H43L42 255H40L37 251H36V249L35 248H33V249H31L30 251L28 250V251H26V250H24V242H23V240H22V238H21V235L18 233L19 231H17V229L16 228H14L13 230L15 231V240H14V242H12L13 243V246L12 247H10L9 246V238H8V235H7V232H6V225L4 224V222H0V263L1 262H3L4 261V259L6 258V257H8V255L9 254H11V257H12V261H13V263L12 264H126V262L125 261H123L122 263L120 262V260L118 259V254H120L121 255V253H118L117 252V250L116 249H119L120 247H123V245L125 244V239H126V237H128L129 236V233H130V228H129V225L130 224H133V225H136V226H138L139 228H140V231L142 232V230H143V224H144V218H143V215H142V209L140 208V207H132L131 209H129V211H130V216H129V218H127V219H129L128 220V224L125 226V227H119V225L118 224H113V222H111V215H109L107 212H106V210ZM128 209V208H127ZM199 208H197L196 210H198ZM204 209V208H203ZM202 209V211H204ZM208 209V208H207ZM219 209H221V208H219ZM230 209V208H229ZM241 209V208H240ZM254 209V208H253ZM252 209V210H253ZM39 210H41V209H38V211ZM69 210H70V208H69ZM76 210V209H75ZM83 210H84V208L82 209V212H83ZM187 210V209H186ZM201 210V209H200ZM225 210H228V209H225ZM225 210H223V211H225ZM251 210V211H252ZM126 211H128V210H126ZM129 211H128V213H129ZM185 211V210H184ZM183 211V212H184ZM195 211V210H194ZM229 211V210H228ZM231 211V210H230ZM229 211V212H230ZM42 211H40V213H43ZM64 212H65V210H64ZM79 212V211H78ZM187 212V211H186ZM189 212V211H188ZM206 212V211H205ZM229 212H227L228 214H229ZM239 212V211H238ZM84 213V212H83ZM109 213H110V211H109ZM167 213V212H166ZM225 213V212H224ZM242 213V212H241ZM257 213H260V212H256V214ZM19 214L20 215H25L26 214V210L24 209V207L22 208V209H20L19 210ZM44 214V213H43ZM94 214V213H93ZM92 214V216H94ZM112 214V213H111ZM193 214H195V213H193ZM193 214H192V217H193ZM198 214V213H197ZM253 214L255 215V213L253 212ZM253 214H251L252 216H253ZM86 215H87V213H86ZM166 215H169L168 213L166 214ZM165 215V216H166ZM172 215H174L173 213H172ZM176 215V214H175ZM174 215V216H175ZM219 215V216H218ZM222 215H225V214H222ZM231 215V217H232V214H230ZM230 215H229V218H230ZM258 215V214H257ZM259 215H262V214H259ZM258 215V216H259ZM65 216V215H64ZM63 216V217H64ZM83 216V215H82ZM89 216V215H88ZM177 216V215H176ZM251 216V217H252ZM263 216L264 215H262V218H263ZM53 216H51L50 218H48L49 220L52 218ZM171 217V216H170ZM173 217V216H172ZM180 217V216H179ZM190 217V216H189ZM219 217V218H218ZM235 217V216H234ZM244 217V216H243ZM248 217H250V216H248ZM23 218V217H22ZM27 218V217H26ZM42 218V217H41ZM84 218V219H85ZM91 218V219H90ZM187 219H189L188 218V216L186 217ZM185 218V219H186ZM253 218V217H252ZM254 218H256V217H254ZM253 218V219H254ZM21 219V218H20ZM83 219V218H82ZM173 219H177V218H173ZM184 219V220H185ZM234 219V218H233ZM7 220H9V219H7ZM55 220V218H53V221ZM189 220H191V219H189ZM230 220V219H229ZM232 220V219H231ZM235 220V219H234ZM234 220H232V221H234ZM241 220V219H240ZM250 220H252V219H250ZM259 220V219H258ZM40 221V220H39ZM45 221V220H44ZM60 221H62V220H60ZM59 221V222H60ZM98 221H102L103 222V224H104V227H103V231L102 232H100L99 234H97V232H99V231H97V227H96V222H98ZM198 221H200V220H198ZM198 221H197V218H196V222L198 223ZM209 221V222H210ZM57 222V221H56ZM162 222H163V220H162ZM167 222V221H166ZM173 222V221H172ZM171 222V223H172ZM183 222V221H182ZM185 222V221H184ZM183 222V223H184ZM191 222V221H190ZM190 222H188L187 223V225H188V228L191 226H189V223ZM193 222V221H192ZM217 222V221H216ZM226 222V221H225ZM49 223V222H48ZM51 223H52V221H51ZM174 223V222H173ZM195 223V222H194ZM194 223H193V225H194ZM207 222H205V224H206ZM217 223H220L219 221L217 222ZM230 223V222H229ZM232 223V222H231ZM235 223V222H234ZM234 223L232 224V227L234 226ZM242 223H243V221H242ZM15 224V223H14ZM14 224H13V227H14ZM59 224H61V223H59ZM159 224V223H158ZM180 224V223H179ZM202 224V223H201ZM223 224V226H226L227 225V223L225 224V223H222ZM225 224V225H224ZM236 224H238V223H236ZM235 224V225H236ZM249 223H247V224H244V227L243 228H241V226H240V231H239V233H241V234H248L249 233V231H250V229H249V225H248ZM48 225H50V224H48ZM63 225V224H62ZM73 225V224H72ZM98 225V224H97ZM101 225V224H100ZM99 225V226H100ZM118 225V226H117ZM153 225V224H152ZM186 225V224H185ZM198 225V224H197ZM214 225H215V223H214ZM229 225V224H228ZM227 225V226H228ZM58 226H60V225H58ZM103 226V225H102ZM122 226V225H121ZM202 226V225H201ZM219 226V228H222L223 226H220V225H218ZM252 226V225H251ZM48 227H51V225L50 226H48ZM73 227H74V225H73ZM180 227V226H179ZM179 227H177V226H175L174 228H172V229H170V230H168V229H166V228H164L163 229V232L160 234V237L155 241V242H150V241H147L143 236V238L141 239V242H142V247L146 250V252L147 253H151L152 254V256H153V258H154V263L155 264H166V262L172 257L173 258V256H179L180 255V253L181 252H185L184 253V255H186V256H191L192 254H194L195 253V255H196V252H199V251H205V252H210V248H211V244L213 243H209V241L208 240H205V239H201L200 238V240L199 239H196V238H194V237H192V236H190L189 235V232L188 233H185L184 234V236L182 237V236H180V237H182V238H184V242L181 244V245H176V247H175V245H173L175 248L173 249V250H170L171 248L169 247V245H168V238H170V237H168L169 236V233H173V231H177L178 230V228ZM183 227V226H182ZM185 227V226H184ZM183 227V228H184ZM231 227V226H230ZM46 228V227H45ZM45 228H44V230H45ZM187 228V229H188ZM216 228H218L217 226H216ZM215 228V226H214V229H216ZM226 229H227V227H225ZM224 228V229H225ZM229 228V227H228ZM253 228V227H252ZM10 229H12L11 227H10ZM53 229V228H52ZM57 229H58V227H57ZM63 229V228H62ZM67 228H65L64 230H66ZM69 229V228H68ZM162 229V228H161ZM182 228H180V230H181ZM203 229V228H202ZM223 229V228H222ZM233 229V228H232ZM235 229V228H234ZM19 230H22V229H20L19 228ZM43 230V231H44ZM51 230V229H50ZM160 230V229H159ZM183 230V229H182ZM185 230V229H184ZM210 230V229H209ZM212 230V229H211ZM229 230H230V228H229ZM238 230V229H237ZM56 231V230H55ZM58 231V230H57ZM67 231V230H66ZM66 231H64V232H66ZM147 231V230H146ZM206 231V230H205ZM219 230H215V232H218ZM224 231V230H223ZM226 231V230H225ZM27 231H25V233H26ZM54 232V231H53ZM70 232V231H69ZM186 232H187V230H186ZM214 232V233H215ZM251 232H252V230H251ZM23 233V232H22ZM36 233V234H37ZM72 233V232H71ZM171 233V234H172ZM180 233H182V231L180 232ZM179 233V234H180ZM203 233V232H202ZM205 233V232H204ZM12 234V233H11ZM27 234V233H26ZM28 234H30V233H28ZM32 234V233H31ZM138 234V233H137ZM145 234V233H144ZM173 234H175V233H173ZM209 234H210V232H209ZM249 234H251V233H249ZM24 235V234H23ZM52 235V234H51ZM63 235V234H62ZM61 235V236H62ZM64 235H65V233H64ZM181 235V234H180ZM193 235V234H192ZM204 235V234H203ZM202 235V236H203ZM227 235V234H226ZM237 235V234H236ZM133 237H135L134 235H132ZM146 236V235H145ZM174 236V235H173ZM201 236V237H202ZM253 236V235H252ZM31 237H33V236H31ZM66 237H67V234H66ZM176 237V236H175ZM197 237H199V236H197ZM211 237V236H210ZM258 237V236H257ZM129 238V237H128ZM138 238H139V236H138ZM177 238L179 239V237H178V235H177ZM182 238H180L179 240H181ZM212 238V237H211ZM210 238V239H211ZM220 238V237H219ZM236 238V237H235ZM254 238H256V237H254ZM131 239V238H130ZM140 239V238H139ZM175 239V238H174ZM174 239H173V241H174ZM249 239H250V237H249ZM256 239H259V238H256ZM264 239V238H263ZM63 240V239H62ZM152 240H154V239H152ZM176 240V239H175ZM236 240V239H235ZM234 240V241H235ZM238 240V239H237ZM251 240V239H250ZM28 241V240H27ZM26 241V242H27ZM172 241V243H174ZM177 241V240H176ZM249 241V240H248ZM256 240H254V242H255ZM127 242H128V240H127ZM177 242H179V241H177ZM253 242V241H252ZM263 242V241H262ZM60 244H61V241L59 242ZM58 243V244H59ZM67 243V242H66ZM257 243V242H256ZM35 244V243H34ZM116 244H118V246H116ZM130 244V243H129ZM175 244H177V243H175ZM214 244V243H213ZM133 245V244H132ZM215 245V244H214ZM233 245V244H232ZM236 245V244H235ZM250 245H251V243H250ZM125 246V245H124ZM262 246H263V244H262ZM105 247H107L108 249H105ZM172 247V246H171ZM213 247V246H212ZM215 247V246H214ZM217 247V246H216ZM225 247V246H224ZM253 247V246H252ZM256 247V246H255ZM41 248V247H40ZM44 248V247H43ZM125 248H126V246H125ZM170 248V249H169ZM239 248V247H238ZM254 248V247H253ZM39 249V248H38ZM116 250V252L118 253H115L114 252V250ZM123 249V248H122ZM225 249V248H224ZM245 249H248V248H245ZM250 249V248H249ZM256 249V248H255ZM45 250V249H44ZM125 250V249H124ZM253 250V249H252ZM264 250V249H263ZM38 251H40V249L38 250ZM70 251H72V253L70 254ZM123 251V250H122ZM215 251V250H214ZM240 252V251H239ZM247 252H248V250H247ZM246 252V253H247ZM251 252V251H250ZM260 253L259 254H262L261 252H262V249H261V251H259ZM128 253V252H127ZM217 252H214V254H216ZM122 254H124V253H122ZM146 254V253H145ZM239 254H241V253H239ZM264 254V253H263ZM182 255H183V253H182ZM183 255V257H185ZM211 255V254H210ZM123 256V255H122ZM122 256H121V258H122ZM124 256H125V254H124ZM203 256V255H202ZM205 256V255H204ZM231 256H232V254H231ZM234 256V255H233ZM120 257V256H119ZM181 257V256H180ZM212 257V256H211ZM257 257L258 258H256L257 260H259L260 258H259V255H257ZM130 258V257H129ZM132 258V257H131ZM192 258V257H191ZM263 258V257H262ZM261 258V259H262ZM128 259V258H127ZM189 259V258H188ZM176 260V259H175ZM179 260H180V258H179ZM181 260H183V259H181ZM203 260H205L206 262H209L210 261V256L209 255H207V256H205L204 257V259ZM244 260V259H243ZM144 261V260H143ZM230 261L231 260H229V257H226V256H224V258L222 259V262H221V264H229L230 263ZM151 262V261H150ZM178 262V261H177ZM234 262V261H233ZM235 262H238V261H235ZM128 263V262H127ZM145 263V261L143 262V264ZM176 263V262H175ZM182 263V262H181ZM183 263H185V260L183 261ZM182 263V264H183ZM232 263V262H231ZM169 264V263H168ZM172 264H173V262H172ZM237 264V263H236ZM262 264H263V261H262Z\"/></svg>",
  "mask_w": 264,
  "mask_h": 264
}]
</instances>
